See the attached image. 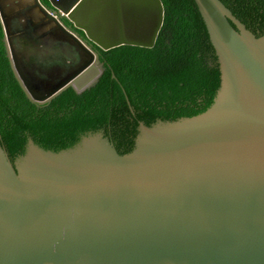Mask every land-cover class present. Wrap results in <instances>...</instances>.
<instances>
[{"label": "water", "instance_id": "1", "mask_svg": "<svg viewBox=\"0 0 264 264\" xmlns=\"http://www.w3.org/2000/svg\"><path fill=\"white\" fill-rule=\"evenodd\" d=\"M48 3L0 0L27 94L0 99V264H264V16L194 0L174 86L83 91L163 2Z\"/></svg>", "mask_w": 264, "mask_h": 264}, {"label": "trees", "instance_id": "2", "mask_svg": "<svg viewBox=\"0 0 264 264\" xmlns=\"http://www.w3.org/2000/svg\"><path fill=\"white\" fill-rule=\"evenodd\" d=\"M264 16V0H233ZM164 22L151 48L120 45L103 51V72L83 91L174 86L197 37L194 0H162ZM114 75V76H113ZM81 91V92H83ZM77 92L67 87L60 93ZM26 95L15 77L0 21V99Z\"/></svg>", "mask_w": 264, "mask_h": 264}, {"label": "flooded vegetation", "instance_id": "3", "mask_svg": "<svg viewBox=\"0 0 264 264\" xmlns=\"http://www.w3.org/2000/svg\"><path fill=\"white\" fill-rule=\"evenodd\" d=\"M41 3H42V5H44L46 8H48V9H50V6H49V3H48V0H39ZM58 16V15H57ZM59 18H60V20L64 23V25L65 26H67L68 28H70V30H72L73 32H76L77 34H79V36L83 39V40H85V37H84V35H83V33H82V31L81 30H79V29H76L75 27H73L72 25H71V23L65 18V17H63V16H59ZM88 44H90L89 42H88ZM92 49L94 50V51H96V52H98L99 51V49H97V47L96 46H92ZM99 53V52H98ZM99 64H101V66H102V62L100 61V58H99ZM103 67V66H102ZM95 71L93 70V73H94ZM21 86V85H20ZM68 87H72L74 90H75V87H73V86H68ZM26 94V93H25ZM27 95V94H26Z\"/></svg>", "mask_w": 264, "mask_h": 264}]
</instances>
